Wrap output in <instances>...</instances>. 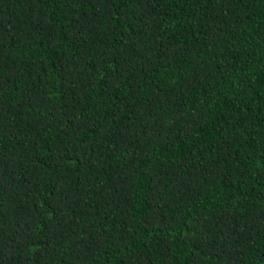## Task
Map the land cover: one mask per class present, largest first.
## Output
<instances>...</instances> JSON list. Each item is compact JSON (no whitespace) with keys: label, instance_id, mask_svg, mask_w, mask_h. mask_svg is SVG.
<instances>
[{"label":"trees","instance_id":"obj_1","mask_svg":"<svg viewBox=\"0 0 264 264\" xmlns=\"http://www.w3.org/2000/svg\"><path fill=\"white\" fill-rule=\"evenodd\" d=\"M0 264H264V0H0Z\"/></svg>","mask_w":264,"mask_h":264}]
</instances>
